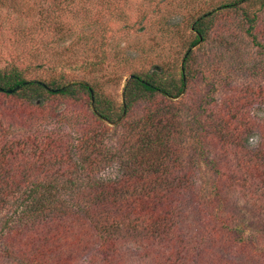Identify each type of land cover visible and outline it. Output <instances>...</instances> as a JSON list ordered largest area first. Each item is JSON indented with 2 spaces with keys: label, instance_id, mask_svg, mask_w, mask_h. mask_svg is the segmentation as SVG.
<instances>
[{
  "label": "trees",
  "instance_id": "obj_1",
  "mask_svg": "<svg viewBox=\"0 0 264 264\" xmlns=\"http://www.w3.org/2000/svg\"><path fill=\"white\" fill-rule=\"evenodd\" d=\"M53 1L70 12L86 0ZM0 6L5 14L40 13L26 0ZM192 27V44L204 40L200 19ZM185 80L183 64L176 93ZM166 85L159 74L132 73L115 108L84 80L44 82L25 79L13 64L0 67V264H264V232H247L226 207L234 188L264 213V120L252 146L245 110L233 119H223L226 107L180 119L154 98L128 116L139 100L176 97ZM55 97L61 108L48 103ZM200 162L212 176L207 183L195 174ZM112 168L117 175L105 176Z\"/></svg>",
  "mask_w": 264,
  "mask_h": 264
},
{
  "label": "rangeland",
  "instance_id": "obj_2",
  "mask_svg": "<svg viewBox=\"0 0 264 264\" xmlns=\"http://www.w3.org/2000/svg\"><path fill=\"white\" fill-rule=\"evenodd\" d=\"M26 1L40 13L5 14L8 10L0 6V67L13 64L25 79L44 82L84 80L115 108L130 74H159L170 96H177L163 102L158 94L153 103L139 100L129 109V117H138L148 105L156 104L154 98L163 111L177 110L180 119L195 110L215 114L218 107H226L223 119H233L237 110H245L251 129L247 142L255 146L258 124L264 120V0H86L75 1L65 13L53 0ZM38 6H45L49 14H41L44 10ZM199 19L206 35L192 44V26ZM249 29L261 46L252 41ZM183 64L186 80L183 91L176 93L173 84ZM63 101L55 97L48 103L61 108ZM2 122L10 133H20L5 118ZM106 125V140L112 142L113 127ZM185 147L180 157L184 164L192 157ZM198 166L196 176L207 183L211 174L201 162ZM104 173L118 172L112 168ZM227 193V211L238 224L247 232H264V213L254 211L242 192L230 188ZM185 209L191 219L189 204Z\"/></svg>",
  "mask_w": 264,
  "mask_h": 264
},
{
  "label": "water",
  "instance_id": "obj_3",
  "mask_svg": "<svg viewBox=\"0 0 264 264\" xmlns=\"http://www.w3.org/2000/svg\"><path fill=\"white\" fill-rule=\"evenodd\" d=\"M17 88H18V85L15 86L14 88H11V89H5L4 92H6V93H10L11 91H13V90H15V89H17Z\"/></svg>",
  "mask_w": 264,
  "mask_h": 264
}]
</instances>
